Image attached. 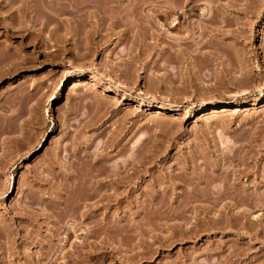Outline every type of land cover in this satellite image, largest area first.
<instances>
[{"label": "rangeland", "instance_id": "rangeland-1", "mask_svg": "<svg viewBox=\"0 0 264 264\" xmlns=\"http://www.w3.org/2000/svg\"><path fill=\"white\" fill-rule=\"evenodd\" d=\"M143 1L146 14L161 0ZM250 1V6L256 2L257 8L251 7L257 14L229 11L238 20L226 34L201 29L207 23L199 20L200 11L207 15L206 9L200 10L205 1L195 15L174 9L179 10L176 28L157 17L148 43L134 45L133 39L114 35L90 55L83 34L72 38L65 33L61 18L66 15L56 16L59 20L52 19L42 30V0H0V225L20 238L11 241L0 226V264H26L31 258L27 254L38 257L42 243L57 250L65 244L63 262L53 264H216L218 254H230V264H264V234L258 235L264 222L258 208L226 215L196 206L195 212L196 202L191 201L193 207L189 204L183 212L180 206L186 200L179 205L182 198L174 195L187 189L182 180L196 177L203 167L208 173L216 169L220 178L228 167L225 171L239 174H234L238 182L264 188V4ZM174 36L192 39L176 47L184 51L179 57L167 48ZM186 157L193 164L187 165ZM128 162L135 164L128 173H139L126 188L113 184L119 192L130 191L127 201L120 206L113 202L107 218L99 209L93 218L97 223L84 217L81 212L93 186L107 181L113 166ZM221 163L224 169L217 166ZM219 177L214 184L222 183ZM254 200L216 203L240 207ZM126 203L130 210L123 213L120 208ZM72 211L80 213L74 216ZM32 212L38 213L41 228L28 218ZM106 220L116 228L104 229ZM58 225L60 231L51 240V228ZM75 226V235H67ZM95 228L100 243L93 258L86 243L79 245ZM35 232L44 240L39 245L29 242ZM76 246L82 250L81 263L73 260ZM49 257L39 264H49Z\"/></svg>", "mask_w": 264, "mask_h": 264}, {"label": "bare ground", "instance_id": "bare-ground-1", "mask_svg": "<svg viewBox=\"0 0 264 264\" xmlns=\"http://www.w3.org/2000/svg\"><path fill=\"white\" fill-rule=\"evenodd\" d=\"M207 1V3L205 2ZM204 2L206 3V7H203L205 6V3L203 2V0H161L159 5L157 6V9L155 7V9H153V14L152 13H148L145 12L146 14H144V10H146V8L143 6L144 4H146L143 0H42V10H43V14H42V19H41V24H42V30H44L45 28L48 27L49 23L51 22L52 19L56 18V16L59 18L61 15H66L67 17L64 19H62V21L64 22V30H65V33L68 34V35H71L72 38L74 36H78V38H80V36H82L81 34H83V42L82 44L84 45V49L86 48V52L88 51L90 53V55L92 54L91 51H97L98 52V48H100V46L103 44V40L104 42L106 41H110L112 36L114 35H119L123 40H130V39H133L132 42L134 45H136L137 43H148V40L153 37V33H150V31L152 29H154V26L156 24V18L159 17L158 19L162 21V24L165 25V26H171V27H175V26H178L179 23H180V20H177L178 18L175 17V11L176 8H178L179 10L181 9H184V14H192V15H195L194 11H197L199 10V5H202L203 3V6L200 7V10L201 9H206L207 10V15L205 14V12H202L200 11H197L199 13H201V17H199V20L201 18V23H204V21H206L207 23H205L203 26L201 25V29L202 27L204 28L203 31H205L206 29V32H208V29L210 28L211 32H213L214 34L217 33V34H223V32L226 34V31L227 30V27L230 28V26L232 27L233 26V23L235 20L234 19V16L233 17H230L231 14L233 12H230L229 11H234L236 13L240 12V13H243V14H246V15H250V14H254L256 12V2L253 1V4H255L254 6L256 8H252L250 4L252 3L250 0H205ZM28 2V1H27ZM200 2H203V3H200ZM251 2V3H250ZM257 2L264 4L263 0H258ZM41 3V2H40ZM53 3L56 5V7H54ZM174 5V7H173ZM260 5V6H261ZM146 6V5H145ZM253 6V7H254ZM144 8V9H143ZM175 9V10H174ZM152 10V9H150ZM178 10V12H179ZM177 12V13H178ZM229 12V13H228ZM25 13V12H24ZM174 13V14H173ZM182 14V12H180ZM182 14V15H184ZM230 14V16H229ZM235 14V13H234ZM177 15V14H176ZM200 15V14H198ZM190 16V15H189ZM254 16V15H253ZM181 17V16H179ZM185 17H188V16H185ZM56 18V19H58ZM55 20V19H54ZM59 20V19H58ZM238 20V19H236ZM236 20H235V23H236ZM240 20V19H239ZM59 22V21H58ZM160 22V21H159ZM239 22V21H238ZM182 23V22H181ZM200 23V24H201ZM234 23V24H235ZM240 23V22H239ZM60 24V23H59ZM237 24V23H236ZM61 25V24H60ZM162 25V26H163ZM164 26V28H165ZM197 26V25H196ZM168 27V29H169ZM193 27V26H191ZM158 28V27H157ZM163 28V29H164ZM176 28V27H175ZM60 29V27L56 26L53 28V31H58ZM196 29V27H195ZM226 29V30H225ZM193 30V29H191ZM52 31V30H51ZM193 32V31H192ZM191 32V33H192ZM205 34H209L206 33ZM60 33V32H59ZM51 34V33H50ZM166 34V33H165ZM190 34V33H189ZM194 34V33H193ZM212 34V33H211ZM210 34V35H211ZM224 34V35H225ZM59 35V34H58ZM187 35V34H186ZM194 36V35H192ZM213 36V35H212ZM217 36V35H216ZM55 37V36H54ZM165 37V35H164ZM169 37V36H167ZM171 37L172 38V43H170V48L169 46L167 47L169 50L171 48H173L174 52L172 50H170V52H173V55H177L178 57L182 54V50L180 49H177L176 47H181L183 44L186 45V41H188V43L192 42L190 40V36H186V38L184 37ZM82 38V37H81ZM193 38V37H192ZM67 39V38H66ZM106 39V40H105ZM81 40V41H82ZM190 40V41H189ZM211 40H214V39H211ZM51 41V40H50ZM78 41V40H77ZM207 41V40H206ZM204 41V42H206ZM124 42V41H123ZM194 42V41H193ZM203 42V43H204ZM208 43L210 42V40L208 39L207 41ZM215 42V41H213ZM210 44V43H209ZM187 46V45H186ZM206 46V45H205ZM203 46V47H205ZM199 47V46H198ZM81 48V47H80ZM142 48V47H141ZM197 48V47H196ZM222 48V47H221ZM167 49V50H168ZM132 50V49H131ZM168 50V51H169ZM125 51V50H124ZM166 51V50H165ZM192 51V50H191ZM221 51V50H220ZM226 51V50H225ZM87 52V53H88ZM96 52V53H97ZM114 52V51H113ZM120 52V51H119ZM187 52V51H186ZM193 52V51H192ZM130 54V53H129ZM79 55L80 56H83L84 58V55L83 54H80L79 52ZM89 55V54H87ZM86 56V55H85ZM182 56V55H181ZM172 57V56H171ZM188 57V56H187ZM190 58V57H189ZM181 59V58H180ZM185 59V58H184ZM124 61V60H123ZM122 61V62H123ZM126 61V60H125ZM121 62V63H122ZM120 64V63H119ZM127 66V65H126ZM224 74V73H223ZM172 76V75H171ZM94 78V77H93ZM96 79V78H95ZM170 79V78H169ZM140 104H143V99L140 98L139 100ZM138 103V104H139ZM160 107V106H159ZM222 109V108H221ZM160 113V111H159ZM218 113V112H217ZM123 152V151H122ZM250 152V151H249ZM245 154V153H244ZM253 154V153H252ZM195 156V155H194ZM245 156V155H243ZM243 156H236L237 157H240V159L243 157ZM235 157V156H234ZM190 159V157H186V159ZM194 158V157H193ZM226 158V157H224ZM224 158H223V161H224ZM228 158V156H227ZM229 158H232L233 160H235L233 158V156H229ZM229 158L227 160H229ZM187 159V160H188ZM244 159V158H243ZM140 160V159H139ZM185 160V159H184ZM183 160V161H184ZM231 160V162L233 161ZM246 160V159H245ZM186 161V160H185ZM184 161V162H185ZM222 161V162H223ZM193 164V159L192 161H187V165L188 164ZM240 162V160H239ZM244 162V161H243ZM124 163V161H123ZM129 163V162H128ZM241 163V162H240ZM246 163V162H245ZM249 163V162H247ZM108 164V163H107ZM120 164V163H118ZM117 164V166H118ZM183 166L186 164L182 163ZM222 164V163H221ZM217 165L219 168H221V166L223 167L224 169V165ZM225 164V163H224ZM230 164V163H229ZM242 164V163H241ZM122 165V166H121ZM120 167L118 168H115L116 166H113L115 169H113V167L110 169L111 171H108L106 177L109 178L107 181H102L97 185V183H92V185H95L90 192L89 190L87 191L88 193V197L86 198V193H85V200L86 202V211L88 213H86L85 209L82 210L83 212L82 215L86 218H89V220H91L92 218V222H96L98 220H94L95 216L98 215L99 213V209H103L105 210L104 212H106V218L109 216V212H110V209L115 205L113 204V202H117V204L120 205H123V201H124V198L126 199L125 201H127V198L130 197L129 195V192L128 190L124 189L126 188L128 185H130V182L133 177L136 176V174L139 173V171H135L138 172V173H134L135 176H132L133 175V172H129L131 173L130 174V177H129V173H128V169L130 168L129 166L132 164L129 163V164H121ZM196 166L198 165L197 163L195 164ZM232 165V164H231ZM245 165V164H244ZM181 166V167H183ZM190 166V165H189ZM194 166V165H193ZM239 166V165H238ZM187 167V166H186ZM195 167V166H194ZM210 167V166H209ZM208 167V168H209ZM230 167V166H229ZM234 167V166H233ZM251 167V166H250ZM184 168V167H183ZM183 168H180L182 169L181 171L182 174L184 173V169ZM192 168V167H191ZM196 168V167H195ZM204 168V167H203ZM203 168L201 169L203 171ZM208 168L206 170H208ZM211 168V167H210ZM228 168V167H227ZM225 168L224 171L227 169ZM240 168V167H239ZM246 168V167H245ZM131 169V168H130ZM133 169V168H132ZM187 169V168H186ZM185 169V175H188L187 173V170ZM221 169V170H223ZM234 169V168H233ZM247 169V168H246ZM210 170V169H209ZM208 170V171H209ZM212 170V169H211ZM210 170V171H211ZM216 170V169H215ZM213 171L212 173H207L205 172V170L203 171V173L205 172V175H202V178H201V175H198V177L200 176V179L197 177V174H199L201 172L202 174V171H198L195 175L196 177H192V176H189L191 174H189V179L186 180H182V176L179 177V179H177V181L180 179L182 180L181 181V184H184L183 186L187 189L183 190L182 192H176L174 193V195H176L177 197L181 196V200H180V204H183V199L186 200V202L184 203V208L182 206H180L182 208V211L184 212L185 208L189 209V204L190 203H193L191 201H194L196 202L195 203V206H194V211L196 212V206L198 207L199 206V209L201 208V210H204V211H210L209 213H213L217 212V214H229L230 215V211L232 212H235V210H237L240 214L243 212H252L254 211L253 209H259L260 210V215L257 214V216H259V221L262 222V225H263V222H264V188L261 189L259 186L260 185H257V184H249V185H246L244 182L245 185H243V183L240 181L238 182L236 178L238 177H234L235 175L237 176V174H235L232 170V169H229V172L228 171H221L219 170L220 172H222L223 174V177L221 176V173L218 171V174L220 173V176L222 178L219 177V175H217L215 172L217 171ZM244 170V169H243ZM242 170V172H243ZM249 170V169H248ZM247 170V171H248ZM131 171V170H130ZM147 171V170H146ZM193 171V169H192ZM194 171H196L194 169ZM193 171V172H194ZM232 171V172H231ZM237 171V169H236ZM239 171V170H238ZM237 171V172H238ZM189 172V171H188ZM195 173V172H194ZM246 173V172H245ZM94 174V173H93ZM143 174V173H142ZM193 174V173H192ZM213 174V175H212ZM216 174V176H214ZM235 174V175H234ZM101 175V174H100ZM175 175V174H174ZM239 175V174H238ZM246 175V174H245ZM244 175V176H245ZM138 176V175H137ZM142 176V175H141ZM176 176V175H175ZM217 176L219 177L220 180V185H217V183L214 184L215 180H217ZM247 176V175H246ZM170 177V176H168ZM184 177V176H183ZM186 177V176H185ZM192 177L193 180H195L196 178H198V180L196 179L195 181H190V178ZM233 177V178H232ZM240 177V176H239ZM249 177V176H247ZM138 178V177H137ZM177 178V177H176ZM176 178H173V179H176ZM105 179V178H104ZM172 179V178H171ZM240 179V178H239ZM249 180V178H248ZM83 181V180H82ZM158 181V180H157ZM176 181V180H175ZM178 181V182H179ZM251 181V180H250ZM133 182V181H132ZM174 182V180L172 181ZM255 182V181H254ZM262 182V181H261ZM85 184V183H84ZM113 184L116 185L118 188L121 186H124L123 190L121 192H119V189L113 187ZM159 184V183H158ZM81 185V184H80ZM171 185V184H170ZM176 185V182L174 183V186ZM180 185V184H179ZM90 186V187H89ZM88 188H91V185L89 184ZM181 186V185H180ZM182 186V187H183ZM254 186V188L252 189V187ZM264 186V185H263ZM86 187V186H85ZM178 187V185H177ZM107 190H113V192H108L106 191ZM105 191H104V190ZM161 189V188H160ZM167 189V188H165ZM103 190V191H102ZM178 190V189H177ZM162 191V190H161ZM175 191V189L173 190ZM159 192V191H158ZM165 194L168 192V190H164L163 191ZM171 192V191H170ZM125 193V194H124ZM156 193V192H155ZM153 193V194H155ZM172 193V192H171ZM170 193V195H171ZM173 194V193H172ZM122 196V197H120ZM161 196V195H160ZM176 196H174L176 198ZM184 198H183V197ZM120 197V198H119ZM153 197V196H152ZM173 198V196H172ZM88 199V200H87ZM227 199H229L230 203H231V200H248V201H252L253 199H256L254 200L255 202L257 200H259L257 203H255L254 201V204L252 203L251 205H249V203L247 205H243V206H238L236 203H232V204H229L228 202L227 203H223L222 205L220 206H217V204L219 203H216V202H222V200H225L227 201ZM84 200V201H85ZM181 201L183 203H181ZM52 202V201H51ZM56 203V201H54ZM57 202H59L57 200ZM77 202V201H76ZM146 202V201H145ZM201 203L200 205L197 204ZM205 202L209 203L208 205H204ZM244 202V201H243ZM125 203V202H124ZM59 204V203H57ZM80 204V203H79ZM127 204V203H126ZM54 205V204H53ZM141 205V204H140ZM178 205V206H179ZM192 206L190 207H193L194 204H190ZM77 206V205H76ZM80 206V205H78ZM77 206V207H78ZM119 206H117L119 208ZM127 206V207H126ZM129 205H124V206H121V211L123 213H127L129 210H130V207H128ZM145 206V205H143ZM202 206V207H201ZM116 207V208H117ZM177 207V206H176ZM27 208V207H26ZM80 208V207H79ZM82 208V207H81ZM117 208V209H118ZM163 208V207H162ZM179 207H177L176 209H178ZM76 210V207L74 208ZM184 209V210H183ZM196 209V210H195ZM73 210V211H75ZM116 210V209H115ZM175 209H173L174 211ZM200 210V211H201ZM242 210V212L240 211ZM22 211V210H21ZM73 211H72V215L75 216V214H79L80 212L78 213H74L73 214ZM77 211L78 208H77ZM85 211V212H84ZM98 211V213H97ZM179 211V209H178ZM181 211V209H180ZM187 211V210H186ZM199 211V210H197ZM176 214L177 210L174 211ZM19 213V211H18ZM22 213V212H20ZM178 213V212H177ZM207 213V212H205ZM237 213V212H236ZM235 213V214H236ZM24 214V213H23ZM30 214V212H29ZM43 214V213H42ZM69 214V213H68ZM165 214V213H163ZM162 214V216H163ZM172 214V215H174ZM252 214V213H251ZM41 215V213H40ZM70 215V214H69ZM170 215V214H169ZM171 215V216H172ZM178 215V214H177ZM27 216V214L25 215ZM38 213H36V215L33 214L32 212V216L28 217V218H31L30 220H34L36 221L37 223L39 222L38 220ZM79 217L81 215H78ZM100 216V215H99ZM20 217V216H19ZM78 217V218H79ZM97 217V216H96ZM26 218V217H25ZM82 218V217H81ZM94 218V219H93ZM169 218V217H168ZM27 219V218H26ZM77 219V218H76ZM84 219V218H83ZM98 219V218H97ZM125 220V219H124ZM107 223V227L105 226L104 229H106L107 231H111V229H113L115 223H113V221L111 220H106ZM44 222V220H43ZM62 222V221H61ZM78 222V221H77ZM99 222V221H98ZM47 223V222H46ZM59 223V222H58ZM64 223V222H62ZM84 223V222H83ZM40 228H41V223H38ZM49 224V223H48ZM92 223H90L91 225ZM261 224V223H260ZM7 225V224H6ZM67 225V224H65ZM74 225V224H73ZM77 225V224H76ZM93 225V224H92ZM124 225V224H123ZM1 226V225H0ZM56 226V225H55ZM64 226V225H63ZM72 226V225H71ZM78 226V225H77ZM77 226L75 227H72V228H69L68 231H69V234L68 232L66 233L67 235L71 236L70 234L74 232V235H75V232H77L79 229V227L77 228ZM96 226H100L99 224L98 225H94L93 227H96ZM104 226V224H103ZM122 226V225H121ZM261 226V225H259ZM3 229H5L7 231V228L5 226H1ZM49 227V226H48ZM61 227V226H60ZM66 227V226H65ZM102 226H100L101 228ZM264 225L261 228H263ZM18 228V227H17ZM66 228V230H67ZM116 228V227H114ZM143 228V227H142ZM259 228V227H258ZM1 229V228H0ZM62 229V228H61ZM81 229V228H80ZM92 229V228H91ZM51 233L49 234L50 236V239L51 240H54V238L56 237V235H58L59 233V225L58 227H52L51 228ZM74 230V231H73ZM95 231H92L90 230V236L92 238V240L89 241V237H86L87 239L84 241L81 242V245H79L81 248H83L82 246L85 244V245H88L89 246V250H90V254L91 256H93V258L95 257V253H96V248L98 246V243L99 240H97V229L95 228L94 229ZM249 230V229H248ZM258 230V229H257ZM2 231V230H1ZM113 231V230H112ZM259 233L258 235H263L264 234V230L261 229V230H258ZM4 232V231H3ZM28 232V231H27ZM26 232V233H27ZM38 232V231H37ZM35 232V236H33V234L31 235V240L30 238H28L31 242V243H36V244H41V242H43L44 240L42 239L43 237H39L40 235H42L41 233H37ZM86 232V231H85ZM89 232V231H88ZM257 232V231H256ZM17 233V232H16ZM15 233V234H16ZM20 233V232H19ZM33 233V231H32ZM81 233V232H80ZM79 233V234H80ZM262 233V234H261ZM13 232L11 231H7V235L9 236V238H11V241L13 240L14 242L16 240H19L20 238H15V236H13ZM88 234V233H87ZM256 234V233H255ZM89 235V234H88ZM140 235V234H139ZM257 235V234H256ZM13 236V237H12ZM26 236V235H25ZM29 236V234L27 235ZM69 236L67 238H69ZM4 237V236H3ZM30 237V236H29ZM258 237V236H256ZM264 237V236H262ZM27 239V238H25ZM27 239V240H28ZM57 239V238H56ZM7 240V239H6ZM68 240V239H67ZM65 240V241H67ZM5 242V241H4ZM23 242V241H22ZM80 243V241H78ZM13 243V242H12ZM64 243H67V242H64ZM78 243V244H79ZM11 244V243H10ZM53 244V243H52ZM13 245V244H12ZM17 245V244H16ZM108 245V244H107ZM9 246V245H8ZM53 246V245H52ZM51 245L50 246H47V244H44L42 243V247H41V250L40 252H38V257L37 256H30L27 254L28 258L31 257L30 259L27 260L26 264H39L40 262H44V260H47V258L49 256L50 260L49 261V264H53L56 263L55 261L57 260H62L63 262V259L65 258V253H64V247H65V244L61 245L58 250L57 248L54 249V247H52ZM56 247V246H55ZM72 247V246H71ZM78 246H76L74 249H76ZM250 247V246H249ZM39 248V247H38ZM79 248V247H78ZM207 248V247H206ZM217 248V247H215ZM246 249V248H245ZM27 250V249H26ZM219 250V249H218ZM248 250V249H246ZM250 250V249H249ZM5 251V250H4ZM77 251V254L75 252V257L73 256V253L71 252L72 254V258L74 257V262L76 261L77 263H81L82 262V257H81V251H80V248H79V251ZM217 251V249L215 250ZM245 251V250H244ZM18 252V251H17ZM27 252V251H26ZM29 252V251H28ZM223 255V250L221 251ZM209 253V252H208ZM84 254V253H83ZM210 254V253H209ZM215 254H218V253H215ZM214 254V255H215ZM225 254V253H224ZM246 254V253H245ZM248 255H250L249 253H247ZM88 255V254H87ZM211 255V254H210ZM213 255V256H214ZM230 255V254H229ZM228 255V256H229ZM6 256V255H5ZM8 256V255H7ZM83 256V255H82ZM90 256V255H89ZM218 256V259H217V262L216 264H230L228 262H230L231 258H229L228 256L224 255V256H219L216 255V257ZM13 257V256H12ZM69 257V255H68ZM250 258V256H248ZM251 259V258H250ZM43 260V261H42ZM195 260V259H194ZM203 260V259H202ZM246 260V259H245ZM81 261V262H80ZM84 261V260H83ZM201 261V260H199ZM212 261V260H211ZM214 261V260H213ZM247 261H248V258H247ZM1 262V261H0ZM61 262V261H60ZM73 262V261H72ZM207 263V262H206ZM205 263V264H206ZM214 263L215 264V261L214 262H210V264ZM7 264V263H6ZM44 264H48V263H44ZM199 264V263H198ZM201 264V263H200ZM241 264V263H240ZM244 264V263H243ZM245 264H249V262H246ZM263 264V263H262Z\"/></svg>", "mask_w": 264, "mask_h": 264}]
</instances>
